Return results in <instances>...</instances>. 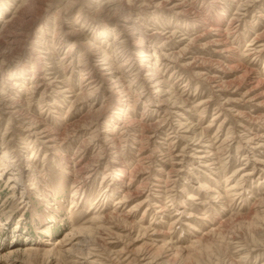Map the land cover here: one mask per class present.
<instances>
[{
    "label": "rangeland",
    "instance_id": "obj_1",
    "mask_svg": "<svg viewBox=\"0 0 264 264\" xmlns=\"http://www.w3.org/2000/svg\"><path fill=\"white\" fill-rule=\"evenodd\" d=\"M164 1L0 0V264H264V0Z\"/></svg>",
    "mask_w": 264,
    "mask_h": 264
},
{
    "label": "bare ground",
    "instance_id": "obj_2",
    "mask_svg": "<svg viewBox=\"0 0 264 264\" xmlns=\"http://www.w3.org/2000/svg\"><path fill=\"white\" fill-rule=\"evenodd\" d=\"M148 1V0H147ZM30 2V1H29ZM139 2V0H134V3H138ZM142 2H143V0H142ZM146 2V1H145ZM164 3L166 4H171L172 3V0H165L164 1ZM163 3V4H164ZM139 4V3H138ZM140 5V4H139ZM144 5V4H143ZM146 5H148V4H146ZM150 5V4H149ZM246 5V4H245ZM108 6V5H107ZM142 6V5H141ZM115 7V6H114ZM150 7V6H149ZM180 7V5H175L174 6V8H179ZM142 8H143V6H142ZM145 8V7H144ZM141 10V9H140ZM11 21V20H10ZM10 21H7L6 22V24L5 25H9V26H11L12 25V22H10ZM124 22H127L128 24L127 25H129V24H133V23H130L131 21H130V18H127V19H125V21ZM17 23V22H16ZM143 29V28H142ZM18 36H19V34H18ZM156 36V35H155ZM156 37H158V35L156 36ZM131 39V38H130ZM145 39V38H144ZM150 39V38H149ZM161 39H162V37H161ZM158 40V39H157ZM167 40V39H166ZM149 41V40H148ZM155 41V40H154ZM141 42H142V40H141ZM140 43V42H139ZM219 43V42H218ZM19 44V43H18ZM142 44V43H141ZM139 45V44H138ZM225 45V44H224ZM249 47V46H248ZM234 48V47H233ZM228 49V48H227ZM254 50V49H253ZM227 52H231V50H226ZM138 56V55H137ZM146 56H145V54L144 53H142V55L140 56V57H137L138 58V60H143V58H145ZM146 58H148V57H146ZM148 61V60H147ZM130 62V61H129ZM141 63V62H140ZM132 65V64H131ZM142 66V65H141ZM98 67V66H97ZM88 68V67H87ZM112 68V67H111ZM110 68V69H111ZM124 68V67H123ZM140 68V67H139ZM146 68H150V67H146ZM100 69V67L98 68V70ZM85 70V69H84ZM101 70V69H100ZM86 71V70H85ZM91 71V70H90ZM106 71V70H105ZM97 72V71H96ZM147 72H149V70L148 69H146L145 70V73H147ZM94 73V72H93ZM106 73V72H105ZM118 73V72H117ZM141 73V72H140ZM101 74V73H100ZM114 73H112V71L110 72H108L107 73V75L106 76H108V77H112V75H113ZM102 75V74H101ZM123 75V74H122ZM104 76V75H103ZM104 78V77H103ZM102 79V78H101ZM163 79V78H162ZM107 80V79H106ZM113 80V79H112ZM44 81V80H43ZM83 81V80H82ZM108 81V80H107ZM106 81V82H107ZM156 81V80H155ZM53 82V81H52ZM116 83V82H115ZM156 83H158V84H156V87L157 86H159V87H162L163 86V84H162V82H156ZM40 84V83H39ZM44 84V83H43ZM114 84V83H113ZM46 85V84H45ZM119 85V84H118ZM152 85V84H151ZM216 85V84H215ZM19 86V85H18ZM25 86V85H24ZM43 86V85H42ZM93 86V85H92ZM15 88H16V86H15ZM26 88V87H25ZM32 88V87H31ZM38 88V87H37ZM153 88V87H152ZM22 89V88H21ZM24 89V88H23ZM33 89V88H32ZM122 89V88H121ZM158 89V88H157ZM27 90V89H26ZM26 90H25V93H26ZM28 90H30V88H28ZM34 90V89H33ZM32 90V91H33ZM35 91V90H34ZM33 91V92H34ZM38 91V90H37ZM71 92V91H70ZM5 93V92H4ZM156 93H160V91L158 90V91H156ZM2 94V93H1ZM27 94V93H26ZM29 95H31L30 93H29ZM7 96V95H6ZM8 96H9V94H8ZM129 96V95H128ZM27 97V96H26ZM33 97V96H32ZM31 97V98H32ZM14 98V97H13ZM28 98V97H27ZM7 98L5 97V100H6ZM17 99V98H16ZM29 99V98H28ZM27 99V100H28ZM21 100V99H20ZM32 100H33V98H32ZM128 100V99H127ZM8 101V100H7ZM9 101H10V97H9ZM78 100H76V102H77ZM33 102V101H32ZM30 103V102H29ZM174 104V103H173ZM29 105V104H28ZM27 105V106H28ZM24 106V105H23ZM26 106V105H25ZM161 106V105H160ZM20 107H22L21 106V102L20 101H15L14 100V102H12V103H10L9 105L7 104V111L8 112H10L8 115H11V113L13 114V113H19L20 114ZM129 107V106H128ZM200 107V106H199ZM27 107H25V109H26ZM24 110V109H23ZM27 110V109H26ZM24 113H25V111H24ZM99 113H102V112H99ZM21 115V114H20ZM23 115V114H22ZM14 116V115H13ZM97 116H99V114L97 113ZM21 118H24V116H22ZM25 120V119H24ZM167 121V120H166ZM169 121V120H168ZM35 122V121H34ZM39 124V123H38ZM40 125V124H39ZM24 126V125H23ZM26 126V125H25ZM92 126V125H91ZM26 128V127H25ZM25 128H23V129H25ZM41 128H43V127H41ZM45 128H47V127H45ZM45 128H43V129H45ZM29 129H31V126H30V128ZM28 129V130H29ZM33 129V128H32ZM188 129V128H187ZM186 129V130H187ZM42 130V129H41ZM50 130V129H49ZM37 131V130H36ZM52 131V130H51ZM50 131V132H51ZM30 133H31V131H30ZM135 133H137V132H135ZM54 134V133H53ZM56 134V133H55ZM114 135V134H113ZM137 135V134H136ZM40 137V136H39ZM44 137H46V135L44 136ZM116 137V136H115ZM141 137V136H140ZM255 138V137H254ZM41 139V138H40ZM57 139H58V137L55 139L56 141H57ZM37 140V139H36ZM39 140V139H38ZM249 140V139H248ZM48 141H49V139H48ZM199 141V140H198ZM116 142V141H115ZM44 143V142H43ZM50 143V142H49ZM57 143V142H56ZM47 144V143H46ZM51 144V143H50ZM117 145V144H116ZM258 146H259V144H258ZM114 147V146H113ZM117 147V146H116ZM119 149V148H118ZM115 150V149H114ZM219 152V151H218ZM116 153V152H115ZM214 154H215V152H214ZM141 155V154H140ZM143 156V155H142ZM139 158V157H138ZM200 158V157H199ZM141 160L142 159H140V162H141ZM208 165V164H207ZM81 170V169H80ZM82 171H83V169H82ZM77 173H78V171H77ZM79 173H80V171H79ZM81 174V173H80ZM81 176V175H80ZM172 177V176H171ZM83 178V177H82ZM85 178V177H84ZM86 179V178H85ZM80 182H81V180H80ZM85 182V181H84ZM169 182V181H168ZM239 186V185H238ZM81 187V186H80ZM79 187V188H80ZM229 190V189H228ZM230 190H232V189H230ZM127 197V196H126ZM124 201V200H123ZM123 201H122V203H123ZM143 249V248H142ZM148 249V248H147ZM145 250V249H144ZM154 251V250H153ZM152 250H149V252L147 253V254H145V253H143V256L142 257H144V261L147 263V264H152L151 262L155 259L154 258V252H153ZM157 258V257H156ZM152 260V261H151Z\"/></svg>",
    "mask_w": 264,
    "mask_h": 264
}]
</instances>
